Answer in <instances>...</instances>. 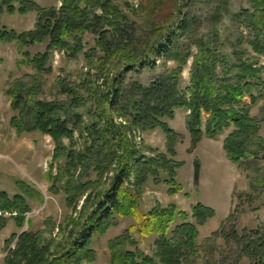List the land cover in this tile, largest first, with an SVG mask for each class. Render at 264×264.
<instances>
[{
	"label": "trees",
	"instance_id": "1",
	"mask_svg": "<svg viewBox=\"0 0 264 264\" xmlns=\"http://www.w3.org/2000/svg\"><path fill=\"white\" fill-rule=\"evenodd\" d=\"M53 1L60 2L59 9H43L25 0H2L0 3V15L3 9L10 15L36 13L32 31L17 34L0 28V42L15 43L21 57L19 65L31 66L38 73L50 69L56 52L63 54L67 60L76 59L83 50L82 36L89 29L100 25L117 26L119 9L110 0ZM249 5L250 9L231 16L238 33L230 45L232 51L229 55H220L223 44L217 32L211 38H201L198 42L184 37L190 31L191 21L182 20L177 27L171 28L168 37L160 33L159 40L153 43L152 56L176 62L179 65L177 72L160 78L147 89L135 88L136 94L140 93L144 100H133L122 107L117 103L121 102L123 92L120 84L114 83L116 88L109 91L112 98L107 105L99 106L101 118H90L87 125L80 115H72V120L58 118V112L62 110L59 105L44 102L28 105L19 89L32 87L22 81L11 85L7 97L16 111H27L26 115L33 125L28 131L39 132L54 144L52 161L59 164L58 176L66 179V203L73 213L57 228L59 235L55 238L52 235L55 230L53 224L48 225L44 233L24 232L18 239L13 237L8 243L16 238V249L8 254L4 264L90 263L95 256L91 248L93 238L103 235L115 217L132 219L141 242L157 237V252L153 259L142 253L125 251L111 264H183L181 256L197 251L196 226H203L213 218L214 211L202 204H196L190 213L181 212L174 205L163 208L156 204L151 210L143 212L142 196L149 179H155L162 171L167 177L164 183L170 187L169 193H180L181 188L175 184V179L176 172L183 165L156 150L142 151L135 142V134L161 129L173 143V133L160 121L172 117L174 109H184L188 112L186 127L193 146L204 136L214 140L233 127L235 131L224 144L230 159L238 163L241 158L250 156L246 142L257 139L258 128L250 118L249 110L263 98L264 84L260 77L264 66L257 67V62L244 60L247 52L243 48L249 47L257 57L264 58V0H249ZM151 13L152 22L160 24L155 17L163 16L162 10L159 8ZM91 16L94 24L89 22ZM222 16L221 11L216 13V23L221 21ZM155 30H149L151 37L155 38ZM98 44L103 48L106 59L124 52L119 58H123L121 62H126L125 73L136 68L130 59L135 51L129 48V42L125 46L118 44L115 48L104 44L101 39ZM34 46H45V52L31 56L26 50ZM193 48H196L197 54L191 67L190 85L186 92L180 93L179 76L182 67L191 58ZM95 53L91 52L93 56ZM150 65L154 66L155 62ZM219 67L221 75H217ZM63 91L70 104L75 105L78 95L68 87ZM247 99L250 100L249 105H245ZM117 119H122L121 123H115ZM76 134L84 141V146L80 148ZM63 141L69 142V146L66 147ZM170 154L173 155L171 149ZM91 171L96 179L84 183ZM51 180L52 187H56L54 181L58 179ZM12 209L17 212L14 219L17 227L23 228L27 207L22 198L14 196L9 200L0 193V211ZM240 243L244 256L250 262L264 264V234L242 236Z\"/></svg>",
	"mask_w": 264,
	"mask_h": 264
},
{
	"label": "rangeland",
	"instance_id": "2",
	"mask_svg": "<svg viewBox=\"0 0 264 264\" xmlns=\"http://www.w3.org/2000/svg\"><path fill=\"white\" fill-rule=\"evenodd\" d=\"M25 1L43 9L60 8V2L53 0ZM110 1L119 9L117 26L100 25L89 29L82 36L83 50L76 59L67 60L63 54L56 52L50 69L43 73H38L31 66L19 65L21 57L15 43L0 42V193L9 200L14 196L22 198L27 207L23 228L17 227L14 220L16 210L0 211V264H4L8 254L16 249L19 235L24 232L44 233L48 225L53 224L55 230L52 235L55 238L59 235L57 228L73 213L66 203V179L58 176L59 164H53L52 161L54 144L49 137L28 131L33 125L26 115L27 111H16L7 97L11 85L22 81L29 88L32 87V92L30 89H19L28 105L33 102L59 105L62 110L58 112V118L72 120V115H80L87 125L90 118H101L99 106L104 103L107 105L112 98L109 91L116 88L114 83L120 84L123 92L121 102L117 103L122 107L133 100H144L140 93L136 94L135 88L147 89L160 78L177 72L179 65L176 62L152 56L153 43L159 40L160 33L168 37L171 28L177 27L182 20L191 21L190 31L184 37L198 42L201 38H211L217 32L223 44L220 55H229L232 51L230 45L238 33L231 16L250 9L249 0ZM15 7L18 8L17 5ZM159 8L163 16L155 17L160 22L156 25L152 22L151 12ZM3 11L0 28L17 34L34 29L36 13L21 16L10 15L6 9ZM218 11L223 16L216 23ZM93 21L91 16L89 22L94 24ZM153 28L156 29L155 38L149 35V30ZM100 39L114 48L129 42V48L135 51L130 59L136 68L125 73L126 62H121L123 58H119L123 56V51L114 58L106 59L103 48L98 44ZM243 49L247 52L244 60L257 62V67L264 66V58L257 57L249 47ZM92 51L96 52L95 56L91 54ZM26 52L31 56L43 54L45 46L30 47ZM196 54L197 50L193 48L191 58L182 67L178 80L180 93L186 92L190 85V72ZM153 61L155 65L151 66ZM221 73L219 67L217 75ZM260 78L264 84V73ZM65 87L78 95L75 105L70 104L63 91ZM249 104L250 100H245V105ZM249 115L257 125V139L246 142L250 156L241 158L238 163L230 159L224 147L225 140L235 131L234 128L231 127L214 140L204 136L193 146L186 127L188 112L184 109H174L172 117L160 121L173 133V143L169 142V136L161 129L135 134V142L142 151L156 150L183 165L176 172L175 179V184L181 188L180 193H169L170 187L164 183L167 177L162 171L155 179H149L142 196L143 212L151 210L156 204L163 208L174 205L179 211L187 213L196 204H202L214 211L213 218L203 226H196L197 251L181 256L183 264H253L244 256L239 242L242 236L264 234V87L263 98L249 110ZM121 120L117 119L115 123L119 124ZM76 135L80 148L84 146V141ZM63 142L66 147L69 146V142ZM196 161L199 168L195 181ZM51 178L58 179L54 181L56 187H52ZM95 179L96 175L91 171L83 182ZM172 188L175 190L174 186ZM190 222L195 223L193 220ZM135 227L132 219L115 217L103 235L93 238L91 248L95 256L90 263L85 264H111L125 251L142 253L155 259L157 237L152 236L141 242ZM13 237L17 239L14 238L9 244Z\"/></svg>",
	"mask_w": 264,
	"mask_h": 264
},
{
	"label": "water",
	"instance_id": "3",
	"mask_svg": "<svg viewBox=\"0 0 264 264\" xmlns=\"http://www.w3.org/2000/svg\"><path fill=\"white\" fill-rule=\"evenodd\" d=\"M198 168H199V163L196 161L195 164H194V180L195 181L197 179Z\"/></svg>",
	"mask_w": 264,
	"mask_h": 264
}]
</instances>
